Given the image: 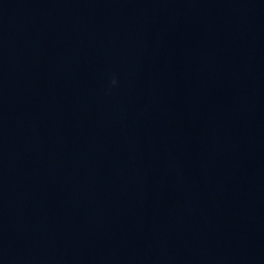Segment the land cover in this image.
<instances>
[{
  "label": "water",
  "instance_id": "1",
  "mask_svg": "<svg viewBox=\"0 0 264 264\" xmlns=\"http://www.w3.org/2000/svg\"><path fill=\"white\" fill-rule=\"evenodd\" d=\"M0 264H264V0H0Z\"/></svg>",
  "mask_w": 264,
  "mask_h": 264
},
{
  "label": "clouds",
  "instance_id": "2",
  "mask_svg": "<svg viewBox=\"0 0 264 264\" xmlns=\"http://www.w3.org/2000/svg\"><path fill=\"white\" fill-rule=\"evenodd\" d=\"M114 82V81H113Z\"/></svg>",
  "mask_w": 264,
  "mask_h": 264
}]
</instances>
